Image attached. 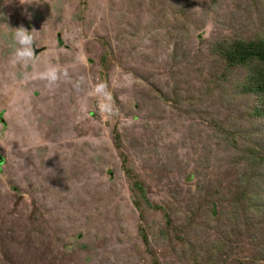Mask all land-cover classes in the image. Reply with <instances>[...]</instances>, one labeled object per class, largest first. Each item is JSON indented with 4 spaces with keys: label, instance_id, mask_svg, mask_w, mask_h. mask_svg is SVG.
<instances>
[{
    "label": "rangeland",
    "instance_id": "obj_1",
    "mask_svg": "<svg viewBox=\"0 0 264 264\" xmlns=\"http://www.w3.org/2000/svg\"><path fill=\"white\" fill-rule=\"evenodd\" d=\"M254 1L0 0V264H151L140 225L162 264H203L220 255L214 240L236 241L246 224L233 193L251 165L213 121L247 131L253 119L232 95L238 74L214 87L223 68L210 43L263 28ZM21 26L34 38L27 65L13 63ZM115 127L173 223L201 206L193 251L161 236V209L141 218Z\"/></svg>",
    "mask_w": 264,
    "mask_h": 264
},
{
    "label": "trees",
    "instance_id": "obj_2",
    "mask_svg": "<svg viewBox=\"0 0 264 264\" xmlns=\"http://www.w3.org/2000/svg\"><path fill=\"white\" fill-rule=\"evenodd\" d=\"M86 1L83 0V5H86ZM254 2L258 5L264 3V0H255ZM182 8L187 9V5L183 4ZM186 12L188 13V10ZM210 51L218 58L220 66L223 68L220 75L216 77L214 87L224 86L232 73L238 74L239 78L234 79L230 87L233 89L232 95L249 101L251 109L248 116L253 119V122L247 131H243V129H237V127L241 128L242 124L225 126L222 122L213 121L225 135L226 141L228 140L232 148L237 153L239 152L238 157L248 161L251 166L241 174L237 190L233 193V201L240 206L246 225L232 230L237 235L236 243L230 239L214 240L213 248H217L216 253H220V255L215 258L213 253V258L203 264H264V227H259L257 224L264 221V136H258L260 132H264V25L263 28H259L249 35L216 38L210 43ZM111 54V49L105 43V50L101 57L102 74L106 75L107 73ZM0 118L3 120L2 116ZM114 132L116 146L122 156V166L127 177L132 181V197L141 218H145V206L161 209L165 215V229H162L161 236L182 245L184 250L193 251L194 244L187 236L192 227L197 225L201 206L198 205L188 210L182 222L173 223L172 214L167 211L166 207L151 200L147 185L133 164L129 163V156L123 149L121 134L116 127ZM217 208V202L212 200L210 209L212 215L218 213ZM252 214L260 218L262 222H257L259 219H252ZM234 218L236 217L234 216ZM139 229L147 245V250L152 256L151 264H162L160 257L149 244L146 227L140 225ZM238 236L253 247L242 253L236 248L241 242L238 240ZM195 260H197V264H200L198 259Z\"/></svg>",
    "mask_w": 264,
    "mask_h": 264
},
{
    "label": "clouds",
    "instance_id": "obj_3",
    "mask_svg": "<svg viewBox=\"0 0 264 264\" xmlns=\"http://www.w3.org/2000/svg\"><path fill=\"white\" fill-rule=\"evenodd\" d=\"M9 2V0H6ZM21 4L38 3V0H20ZM13 39L17 45L13 53V63L27 65L33 60V44L34 38L30 31L23 26L16 28ZM41 79L54 83L57 80V75L54 70L49 69L46 73L41 74Z\"/></svg>",
    "mask_w": 264,
    "mask_h": 264
},
{
    "label": "water",
    "instance_id": "obj_4",
    "mask_svg": "<svg viewBox=\"0 0 264 264\" xmlns=\"http://www.w3.org/2000/svg\"><path fill=\"white\" fill-rule=\"evenodd\" d=\"M39 52V50L38 49H35V54H37ZM3 161H4V158H3V156L0 154V165L3 163Z\"/></svg>",
    "mask_w": 264,
    "mask_h": 264
}]
</instances>
